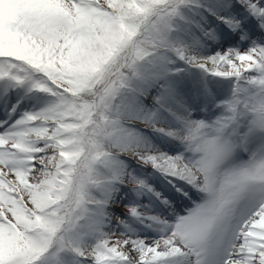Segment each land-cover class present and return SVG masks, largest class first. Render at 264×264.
Masks as SVG:
<instances>
[{"label": "snow or ice", "instance_id": "snow-or-ice-1", "mask_svg": "<svg viewBox=\"0 0 264 264\" xmlns=\"http://www.w3.org/2000/svg\"><path fill=\"white\" fill-rule=\"evenodd\" d=\"M0 104V264H264V0H0Z\"/></svg>", "mask_w": 264, "mask_h": 264}, {"label": "bare ground", "instance_id": "bare-ground-1", "mask_svg": "<svg viewBox=\"0 0 264 264\" xmlns=\"http://www.w3.org/2000/svg\"><path fill=\"white\" fill-rule=\"evenodd\" d=\"M23 95H24V92L23 90H21V92L19 93V96H23ZM26 105L28 108H30L31 104L29 105V100L26 101ZM0 118L9 120V122H11V118L9 117V115H7V112L2 104H0ZM153 138L157 143H161V146L164 147L159 137H156L154 135ZM165 150H168V149H165ZM150 182L153 183L156 188L163 191L166 195H171L174 192V190L171 188V185H169L167 181L165 180V178L159 173H154ZM131 200H134L133 194L131 196Z\"/></svg>", "mask_w": 264, "mask_h": 264}, {"label": "rangeland", "instance_id": "rangeland-1", "mask_svg": "<svg viewBox=\"0 0 264 264\" xmlns=\"http://www.w3.org/2000/svg\"><path fill=\"white\" fill-rule=\"evenodd\" d=\"M224 46L225 47H231L232 45L230 43H225ZM215 50L218 51L219 48H216ZM193 72H196V70H193ZM30 104H31V106H30V108H31L35 104V100H29V105ZM7 115H8V113H7ZM136 167H139V166H136ZM122 193H124V196H123L121 204L119 206H117V208H116L117 214L123 213L124 212V204L129 203L131 201L132 193H130L127 190H124V189H122ZM120 238L122 239L123 237H120Z\"/></svg>", "mask_w": 264, "mask_h": 264}]
</instances>
